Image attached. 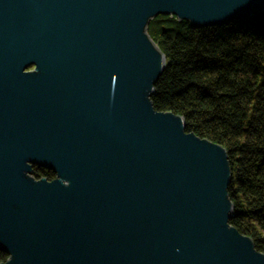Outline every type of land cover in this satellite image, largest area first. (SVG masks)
Instances as JSON below:
<instances>
[{
  "label": "water",
  "instance_id": "water-1",
  "mask_svg": "<svg viewBox=\"0 0 264 264\" xmlns=\"http://www.w3.org/2000/svg\"><path fill=\"white\" fill-rule=\"evenodd\" d=\"M254 9L264 0H0V264H264L229 223L226 149L153 106L166 60L147 30Z\"/></svg>",
  "mask_w": 264,
  "mask_h": 264
},
{
  "label": "trees",
  "instance_id": "trees-1",
  "mask_svg": "<svg viewBox=\"0 0 264 264\" xmlns=\"http://www.w3.org/2000/svg\"><path fill=\"white\" fill-rule=\"evenodd\" d=\"M147 30L166 60L150 97L154 108L183 116L187 132L226 149L229 223L264 253V11L201 28L159 14ZM32 175L55 177L37 166ZM7 258L0 251V262Z\"/></svg>",
  "mask_w": 264,
  "mask_h": 264
},
{
  "label": "rangeland",
  "instance_id": "rangeland-1",
  "mask_svg": "<svg viewBox=\"0 0 264 264\" xmlns=\"http://www.w3.org/2000/svg\"><path fill=\"white\" fill-rule=\"evenodd\" d=\"M168 16H174V17H176L175 15H172V14H168Z\"/></svg>",
  "mask_w": 264,
  "mask_h": 264
},
{
  "label": "flooded vegetation",
  "instance_id": "flooded-vegetation-1",
  "mask_svg": "<svg viewBox=\"0 0 264 264\" xmlns=\"http://www.w3.org/2000/svg\"><path fill=\"white\" fill-rule=\"evenodd\" d=\"M33 67H30L28 70H31Z\"/></svg>",
  "mask_w": 264,
  "mask_h": 264
}]
</instances>
